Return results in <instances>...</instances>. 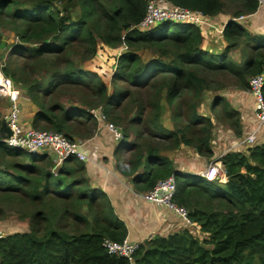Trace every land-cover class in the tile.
Masks as SVG:
<instances>
[{"label": "trees", "instance_id": "16d2710c", "mask_svg": "<svg viewBox=\"0 0 264 264\" xmlns=\"http://www.w3.org/2000/svg\"><path fill=\"white\" fill-rule=\"evenodd\" d=\"M78 1L82 8L81 15L77 20H69L68 17L60 16L55 0H33L32 4L23 10H13L15 2L0 0V16L5 15L24 25L19 33L20 40L28 43L51 40V43L43 48L25 50L23 47H16L17 49H13L12 53L19 55L27 51L39 57L48 51L53 54L61 52L78 38L94 43L87 26L89 22L98 21L103 23L100 37L106 46H115L121 39L131 48L146 44L163 50L164 46H170L173 53L168 63L161 61L160 58L143 62L133 51L126 52L118 59L114 77L118 76L133 87L148 86L156 75L171 78L167 102L173 106V119L177 120L176 122L180 119L179 114L174 111L175 101L188 94L187 92L193 93L191 96L195 100L201 99L202 96L201 83L194 79L191 69L208 73H231L237 81L236 87L243 91H248V81L251 77L264 74V56H259L260 53L261 55L264 53V36L250 35L239 23L232 20L254 14L259 7L258 0H232L237 1L238 9L232 14L234 18L224 26L223 38L227 46L217 55L202 49V32L194 25L163 23L146 32L130 30L142 20L147 0H112V4L108 3L106 6L100 0ZM166 1L175 6L198 11L203 16L224 14L222 0ZM240 38L247 39L246 46L251 53L241 69L235 68L237 65L228 56L232 48L238 46ZM256 52L259 55L255 54ZM64 78L75 85L87 83L89 88L97 85L99 90L96 93L100 92L103 100L105 98L107 100L104 104L105 109H102L105 114H108L111 108L118 107L123 97L127 95L126 90H117L113 95L106 97L105 91L101 89L103 85L97 82L95 74L68 69ZM158 87L156 85L151 89L156 90ZM160 88L154 92V95L159 93ZM33 92L34 88L27 89L26 96L29 95L35 102ZM221 102L227 103L222 98H214L212 109L215 110L217 104ZM180 104L181 101L175 105L178 108ZM191 107V115L180 130V134L170 132L165 136L172 142L171 148L183 143L195 148L200 156L208 157L212 154L209 146L211 118L197 115L194 111L195 107ZM181 110L182 108L179 112ZM57 111L60 110L54 107L39 109L33 116L31 126L37 129L41 123H44L47 125L46 128L64 133L68 127L70 128L71 117L91 119L90 114L85 110L67 112L62 109L60 114ZM224 115L235 128L234 132H240L239 122L235 118L237 112L228 108L224 110ZM216 117L218 118L217 115ZM231 119L234 120L231 122ZM123 141L124 139L117 146V153L124 149ZM0 152L7 156L25 153L20 150H7L1 146ZM146 154L145 171L135 175L132 183L136 190L148 192L159 180L171 176L173 167L170 160L159 156L156 150L149 149ZM43 155L45 154L29 156L36 158ZM75 160L77 159L70 158V161ZM220 161L227 178L224 184L207 182L195 175H174L177 183L174 201L179 206L187 208L190 221L199 225L201 232L208 236L201 237L200 233L192 235L185 229L166 237H156L140 245L132 263L124 258L108 255L102 247L105 238L122 241L125 237L122 224L116 219L112 208H102V212H98L101 208L94 205L102 196V192L81 190L77 186L79 180L69 181L73 173L72 169H68L67 174L58 177L56 182L52 181L53 178L49 180V174L46 173L42 189H36L27 195L31 202L39 203L51 191V195L59 198L63 203L64 210L58 217L60 222L61 218L69 215L68 200L74 196L75 206L80 207L85 203L94 213L95 226L91 232L70 235L58 227V224L54 229L50 226L38 227L34 223L39 213L36 212L31 219L33 226L30 230L0 238V264H264V143L256 144L243 152H228ZM75 162H78L75 168L81 173L84 169L83 163L78 160ZM138 162L139 158L131 162L133 167L129 171L122 168L121 171L125 174L134 173ZM12 166L15 173L17 172L15 180L22 181L19 173H24L22 183L25 182L28 186L31 180L28 179L27 170L20 172L16 164ZM178 178H181V181L178 182ZM13 182L15 181L12 178L0 172V185L4 191L23 192L22 188L13 189L14 185L11 184ZM35 183L41 182L36 180ZM33 188L35 189V185ZM73 218L77 221L84 220L77 213ZM98 220L101 223L97 225ZM40 230L44 233L41 234Z\"/></svg>", "mask_w": 264, "mask_h": 264}, {"label": "rangeland", "instance_id": "374dc122", "mask_svg": "<svg viewBox=\"0 0 264 264\" xmlns=\"http://www.w3.org/2000/svg\"><path fill=\"white\" fill-rule=\"evenodd\" d=\"M5 1L16 3L13 10H23L28 8L33 2V0ZM78 2V0H55V6L60 12V16L68 17L69 20H77L82 11ZM100 2L104 6L108 3L112 4V0H100ZM222 2L224 5V14L228 15L231 19L234 18L232 14L238 9L237 1L222 0ZM244 21L245 19L236 22L242 25L246 24ZM102 25L103 23L101 21L88 23L87 30L92 35L94 43H89L87 40L78 38L75 42L67 45L63 51L57 52L56 54L48 51L38 57L26 51L25 53L14 55L12 52L13 49H17L16 47H23L25 50L43 48L46 44H50L51 40L44 39L43 41L34 43L33 41L29 43L23 42L20 40L19 33L23 30L24 25L21 22L13 21L12 18L1 15L0 70L5 76L13 80L15 86L21 90L23 95H26L27 89L34 88L32 95L36 98L35 102L29 95L27 98L25 97V101H30L31 104L36 105L35 109L37 111L41 108L51 109L54 107L56 110H60L57 111L60 114L62 109L67 112L79 109L80 111L85 110L88 113L90 110L99 107L105 109L104 104L107 103L106 98L103 100L101 93H96L99 87L96 85L89 88L87 87V83L84 85H75L71 81L65 80L64 75H66L68 69L87 74H95L97 76V82L103 85L101 89L105 91L106 97L113 95L117 90H126L127 95L123 97L120 105L116 108H111L108 114L105 115L109 122L114 123L121 129L124 139V146L122 147L124 149L120 150L119 153L126 154L125 158H128L127 160L129 161L144 156L149 149H153L154 151L157 149L156 152H160L166 144L168 149H171L172 142L164 135L170 132L166 131L180 134V130H182L185 122L188 121L191 115V106L195 107V113L201 117L212 116L214 114V110L212 109L213 99L222 98L224 95L221 96V92H225L224 98L227 99L226 102L228 104L221 102V104H217L218 106L215 110L218 112L216 114L218 119L226 120L224 110L231 108L230 103L232 104V101L226 95L231 91L235 92L237 89V81L233 74L223 72L208 73L203 70L191 69L194 79L199 80L201 83L200 91L202 96L201 99L195 100L191 96L193 93L187 92L188 94H184L180 99L178 98L174 103V111L179 114L180 121L176 122L177 120L173 119V106H170L167 102L171 78L156 75L148 86L133 87L128 85L127 81L119 79L118 76L114 77L117 71L118 59L126 52L133 51L143 62L160 58L161 61L168 63L173 53L172 48L170 46H164L163 50H161L153 46L149 47L146 44L131 48L123 43V39L115 46H106L100 37V34L103 32ZM246 26L248 28L249 25L247 24ZM246 44L247 39L240 38L238 46L232 48L228 55L233 63L237 65L235 68L241 69L251 54ZM255 54L259 55L258 52ZM259 56H264V53L262 55L260 53ZM88 77L92 76L88 75ZM156 85L159 86L156 90L161 88L159 93L154 95L156 90L151 88ZM243 92L248 93V91ZM180 101L181 104L177 108L175 104ZM41 103L42 105H40ZM3 105L5 106L0 101V106L4 107ZM181 108L182 113L179 112ZM234 119H231V122ZM83 122V117H76L75 119L71 117L69 119L70 128L68 127V130L64 133L74 139V135L76 134L75 129L77 126L82 125ZM46 126L44 123H41L36 130L53 131L46 128ZM169 126L174 127V131L169 129ZM94 128L95 124L94 127H91V125L89 127L83 126L84 131H87V133H92ZM96 130L98 131V128ZM118 145H120V142L116 143V146ZM3 148L9 150L5 146ZM29 155L25 153L16 154L12 159L4 155L0 156V172L15 181L11 183L14 185L13 189H23V192H9L4 191L0 185V229L2 237L12 233L30 230L33 226L31 219L36 212L39 213L36 215L37 218L34 223L38 227L44 226L49 228L50 226L54 229L58 224V227L70 235L90 231V228L95 226L93 222L94 213L88 208L86 212V208L75 206L74 196L68 200L69 215L63 219L61 218L60 222L58 221V217L61 216V212L64 210L63 203L59 198L51 195V191L39 203H33L27 197V195L42 187L43 182L36 184L35 181L42 178L46 173L49 174L48 179L53 177L52 181L56 182V177H61L67 174L68 169H72L73 173L70 175L69 181L78 182V179L81 178L80 174L74 165H69L71 163L70 159L58 162L51 156L45 155L47 159L44 156V160L38 163L36 158H31ZM13 163L18 166L19 171L24 172L25 169L27 170L28 179L31 180L28 186L25 185V182L22 183L23 177L25 176L24 173L18 172L22 176L20 177L22 181L17 182L15 180V174L17 172L15 173V169H13ZM74 164H78V162ZM63 169L66 171H63ZM179 181H181V178H178ZM34 185L35 189L33 188ZM99 202L102 203L103 200L101 199ZM98 212H102V208ZM76 213L83 217L84 220L77 221L74 219L73 215ZM40 231L41 234L44 233L43 230ZM203 236H207V234L201 232V237Z\"/></svg>", "mask_w": 264, "mask_h": 264}, {"label": "crops", "instance_id": "0c3cea01", "mask_svg": "<svg viewBox=\"0 0 264 264\" xmlns=\"http://www.w3.org/2000/svg\"><path fill=\"white\" fill-rule=\"evenodd\" d=\"M244 17V23L246 24L240 25L250 35L264 36V6H259L254 14ZM230 19L231 18L226 14H218L207 18L208 26L201 28L203 36L201 47L204 51L212 54H220L224 50L227 43L223 38V31L220 33V30L224 29L225 24ZM247 24L249 25V29L246 26ZM224 93L225 92H221V96H225ZM22 96L27 98L26 95L22 94ZM224 96H222V98L227 101ZM226 96L232 101V104L230 103L231 109L237 112L235 118L239 122L240 132H234L235 128L227 121L228 119L225 121L218 119L215 116L218 112L214 110L212 116H207L211 118L209 146L212 154L210 156H200L195 148L183 143H179L173 148L170 147L171 149H168L166 144L160 152L157 151L159 156L168 158L172 163L173 172L171 175L179 176L186 174L201 177V173L204 172L208 165L219 163L222 166L220 159L226 153L231 151L243 152L249 148L243 144L239 145V143L243 140L245 135L250 134L255 127L253 119V97L249 93H245L238 88L235 92L231 91ZM0 101L5 104L4 100L0 99ZM35 106L31 104L30 101L22 104L21 120L25 125H31L33 116L37 112ZM1 109L4 111L5 106H0V115L2 113ZM94 124L95 128L92 130V133L84 131L83 126L89 127L91 125V127H94ZM96 128H98L99 131V124L91 118L90 120H84L82 125L77 126L75 129L76 134L74 135V139L86 141L85 146L81 148V153L86 157V161L82 162L84 167L83 171L81 173L78 172L81 179H78L79 183L77 186H79L81 190H98L102 192V196L98 198L94 205L97 208H112L116 219L122 224V230L125 233L123 239H129L144 244L156 237H166L185 229L191 232V229L171 211L145 201L142 195L146 194L147 191H138L135 189L132 178L145 171L147 155L145 154L139 158L138 167L134 173L129 172V174H125L121 171V168L129 171L133 167L131 162L136 161L137 158L129 161L127 160L128 158H125L126 154L117 153L116 143L113 142L111 136L105 132V130H100L101 132H98ZM169 129L174 131V127L172 126H169ZM256 137L257 145L264 143V126L258 130ZM3 155L11 159L14 158V155L7 156L0 152V156ZM44 156L45 155L42 157L44 158ZM42 157L36 156L38 163L44 160ZM45 157V159H47V156ZM75 161H71L69 165L76 166V164H74ZM44 176L45 174L39 179L42 180L40 181L41 183L43 182L42 186L45 184ZM58 177H56V179ZM49 180H51V178ZM226 181L227 178H225V182ZM41 188L39 190H41ZM101 199L103 200L102 203L99 202ZM81 208H86L87 212V204L83 203ZM100 223L101 222L98 220L97 225ZM92 227L90 231L87 232H91L93 229Z\"/></svg>", "mask_w": 264, "mask_h": 264}, {"label": "built area", "instance_id": "2783aa9c", "mask_svg": "<svg viewBox=\"0 0 264 264\" xmlns=\"http://www.w3.org/2000/svg\"><path fill=\"white\" fill-rule=\"evenodd\" d=\"M259 6H264V0H258ZM208 16H203L200 12L186 9L183 7L170 4L166 0H147L145 14L142 20L132 26L130 30L146 32L157 25L163 23H181L190 24L200 29L208 26ZM245 17L240 16L234 21H241ZM223 30H220L222 33ZM248 93L253 97V119L255 127L252 132L245 135L239 145L252 147L256 145V133L264 126V74L251 77L248 81ZM0 99L5 101L6 109L2 111L0 120H4L11 132L8 138L0 137V146L8 149L20 150L28 154H45L51 156L58 162L74 158L80 162L86 161V157L81 153V148L86 141L73 139L62 132L40 131L34 129L31 125H25L21 120L22 104L25 97L22 96L21 90L18 89L14 82L4 76L0 70ZM89 114L95 122L99 124V131L105 130L113 142L119 143L123 140V134L119 127L109 122L102 108H95L89 111ZM201 177L207 182H225V171L219 163H213L207 166ZM177 191V183L174 175L159 180L152 190L143 194L145 201L164 207L179 217L185 225L191 229V234H201L200 226L191 222L188 216V210L179 206L174 197ZM0 230V238H2ZM140 243L123 239L122 241H113L108 238L103 239L102 247L108 255L124 258L130 263L133 262L134 255L140 248Z\"/></svg>", "mask_w": 264, "mask_h": 264}, {"label": "water", "instance_id": "95a60500", "mask_svg": "<svg viewBox=\"0 0 264 264\" xmlns=\"http://www.w3.org/2000/svg\"><path fill=\"white\" fill-rule=\"evenodd\" d=\"M10 136H11V132H10L9 128L7 127L5 121L4 120H1L0 121V137L1 138H8Z\"/></svg>", "mask_w": 264, "mask_h": 264}, {"label": "clouds", "instance_id": "9594fccd", "mask_svg": "<svg viewBox=\"0 0 264 264\" xmlns=\"http://www.w3.org/2000/svg\"><path fill=\"white\" fill-rule=\"evenodd\" d=\"M223 167V166H222ZM224 169V168H223ZM175 177V176H174ZM225 178H226V176H225ZM217 183V182H216ZM226 183V182H225ZM224 184V183H223Z\"/></svg>", "mask_w": 264, "mask_h": 264}]
</instances>
